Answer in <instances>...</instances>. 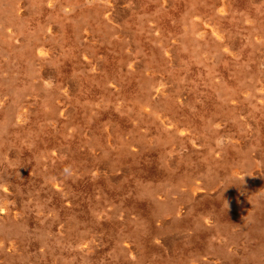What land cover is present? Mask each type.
<instances>
[{"label":"rangeland","instance_id":"rangeland-1","mask_svg":"<svg viewBox=\"0 0 264 264\" xmlns=\"http://www.w3.org/2000/svg\"><path fill=\"white\" fill-rule=\"evenodd\" d=\"M153 145L159 168L131 158ZM227 146L238 152L221 159ZM263 147L264 0H0V264H264V241L245 246L237 226L256 220L264 236ZM86 172L89 213L75 195ZM131 174L154 203L155 245L122 193ZM245 174L225 201L238 222L202 245L180 237L211 224L212 207L176 219L202 179ZM103 230L114 237L105 252Z\"/></svg>","mask_w":264,"mask_h":264},{"label":"water","instance_id":"water-1","mask_svg":"<svg viewBox=\"0 0 264 264\" xmlns=\"http://www.w3.org/2000/svg\"><path fill=\"white\" fill-rule=\"evenodd\" d=\"M78 57V53L75 54ZM175 106L177 105H169L168 110L171 112H174L179 118V121L183 120H190L194 124H198L197 122V114L194 112L189 111L186 105L183 106H177L178 109ZM120 110V108H119ZM107 113H110L113 116L118 117L119 115L115 112V107L112 106ZM122 122L126 120L127 118L125 116H122L120 118ZM155 127L161 128L160 125L163 126V124H158L157 122L155 123ZM179 126L175 124L173 131L177 130ZM197 133V132H196ZM198 134V133H197ZM189 136H186L182 139V148H186L188 152H196V149L191 146L189 143ZM262 156H264V147L262 148ZM238 151H236L235 148L228 147L223 150L222 152V158L221 159H227L229 157H232L233 155H236ZM28 156L29 153H26ZM160 155H161V149L158 146H151L148 149H141L140 151L136 153H132L131 158L134 160L139 159L141 162H148L150 163L153 167H158L160 166ZM24 173H29V165H24ZM246 172L245 170L242 171L241 173ZM258 173H261L264 175V157L262 159V164L260 167V171ZM133 175L129 180L127 181V184L124 186V190L122 191L123 194L127 195V199L129 202H135L137 205H139L141 208H143L145 215L147 216L148 220H150L151 224V234L147 235V242L154 244V237L152 236V232L156 230V217L153 215L154 213V203L150 198L143 197V198H138V188L135 182V175L136 174H131ZM248 174H245L244 177L241 178H234V181L230 180H225L224 182L220 183H214L212 180L209 179H202V186L204 188V192L200 193L198 190H196V196H194L193 200L190 202H186V205L182 207L180 213V216L177 217V221L184 223V222H190L192 218L197 215V208L198 206L202 207H212L214 210H212V216H211V224L208 226L206 224H202L204 227L197 229L198 231H193L191 234H180L181 238L187 237L190 241L192 240L195 244L202 245V238L210 231L213 230H218L221 227V223L223 221L226 222H236L237 220L239 221V215H240V209L238 205L235 204H229L227 202V205H225L226 198L228 195L230 196L231 189L233 186H237L240 184L242 181H245L248 179L247 176ZM29 174L26 178V180L29 178ZM96 177L89 173H84L82 175V178H76L75 183L77 184L76 187V196L77 200L80 201L82 204L83 208L86 210V212H90V208L92 207V204H94V199H93V192H92V181ZM49 189L52 191V196L56 200V203L63 205L64 204V196L61 191H56L53 189L52 184H49ZM264 200V195L262 196ZM28 212L30 216L33 218L35 211L32 209H28ZM255 215L257 216L258 219H260L263 214H264V207L256 208L255 209ZM116 217H117V212H114V210H107L105 209L103 211L102 218H104V222H116ZM237 221V222H238ZM239 227L238 230L240 231V234L243 236V243L246 245H251V246H258L261 242L264 241V236L262 232L260 231V225L256 220L248 222L246 224L239 223L237 224ZM181 232V230H180ZM179 232V233H180ZM99 241L98 245L96 247H101L100 250L102 252H105L106 246L111 244L114 240V237L107 232L106 230H103L101 232H97L95 235ZM243 245V244H242ZM233 260L237 261L238 258H233ZM48 261V260H47ZM46 261V262H47Z\"/></svg>","mask_w":264,"mask_h":264}]
</instances>
